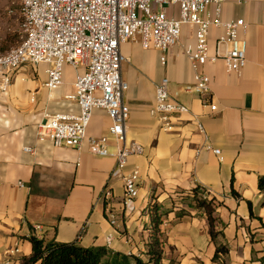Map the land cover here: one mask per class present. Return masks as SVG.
<instances>
[{
    "label": "crops",
    "instance_id": "1",
    "mask_svg": "<svg viewBox=\"0 0 264 264\" xmlns=\"http://www.w3.org/2000/svg\"><path fill=\"white\" fill-rule=\"evenodd\" d=\"M213 11L209 6L202 18ZM221 18L247 24L240 33L248 44L247 62L240 74L227 72L222 60L199 67L211 79L208 94L195 91L194 70L184 54L186 46L195 45L193 28L184 27L179 44L166 52L144 50L139 39L121 48L128 59L122 66L129 87L124 95L130 109L127 145L143 149L124 171H140L133 212L123 206V179L112 176L115 159L89 151L88 137L107 136L109 151L116 152L105 110L93 112L80 149L55 147L38 134L47 115L79 113L78 105L66 99L75 91L76 71L66 65L63 85L52 91L46 87L49 64L25 65L9 75L8 90L0 93V261L26 264L30 238L38 236L104 247L153 264L148 249L155 205L162 222L161 264H264V191L259 189L264 177V4L222 0ZM223 34V29L210 30L212 55ZM163 78L169 79L171 96L188 108V114L173 118L171 131L150 113ZM204 145L219 149L223 160ZM196 189L198 198L213 201L215 238L205 210L197 207ZM36 226L42 230L36 232ZM218 247L226 253L215 260ZM16 248L19 253L11 255Z\"/></svg>",
    "mask_w": 264,
    "mask_h": 264
},
{
    "label": "built area",
    "instance_id": "2",
    "mask_svg": "<svg viewBox=\"0 0 264 264\" xmlns=\"http://www.w3.org/2000/svg\"><path fill=\"white\" fill-rule=\"evenodd\" d=\"M254 1L264 4V0ZM209 6L214 7L213 15L202 18ZM19 13L20 42L0 53V75L4 76L0 93L7 92L9 75L22 66L49 64L46 87L51 91L63 85L64 68L71 66L76 71L75 91L66 99L78 105L79 113L47 115L38 134L55 147L80 149L93 112L105 110L111 120L109 134L116 152L109 151L107 136L88 137L89 151L96 157L115 159L112 176L124 181L123 206L128 212L134 211L139 196L140 171L134 169L128 175L124 171L130 157L141 155L143 149L127 145L130 109L124 95L129 87L122 79V66L128 59L122 54V46L139 39L144 50L166 52L179 44L184 27L193 28L195 45L186 46L184 54L194 70V89L201 95L210 93L211 79L199 72V67L222 60L227 72L240 74L247 62L248 44L240 37L247 24L243 19L223 20L222 0H20ZM212 28L224 30L213 55L209 44ZM210 109L215 112L217 106L212 104ZM150 113L165 131L174 129L176 115L188 114V108L171 96L168 78L156 86ZM198 130L204 132L200 123ZM202 149L223 160L219 149L211 145ZM18 185L24 187L23 182ZM34 230L39 232L42 227ZM112 239L107 237L108 247ZM10 253H19V248ZM0 264H11V260H1Z\"/></svg>",
    "mask_w": 264,
    "mask_h": 264
},
{
    "label": "trees",
    "instance_id": "3",
    "mask_svg": "<svg viewBox=\"0 0 264 264\" xmlns=\"http://www.w3.org/2000/svg\"><path fill=\"white\" fill-rule=\"evenodd\" d=\"M259 189L264 191V177L260 178ZM194 194L197 198V207L205 210L211 228V235L215 238L214 223L215 218L213 201L198 198L199 190L196 189ZM233 194L236 195L235 191ZM151 214L153 217V231L150 237L148 254L151 255V263L161 264L163 255V238L160 230L161 215H159V207L152 206ZM32 243V255L27 260L26 264H130V260L135 261V264H149L142 261L140 258L115 253L104 247L84 248L76 243H59L55 240L46 241L35 236L30 238ZM225 254L226 249L218 247L215 260L219 258V254ZM226 264V263H220Z\"/></svg>",
    "mask_w": 264,
    "mask_h": 264
},
{
    "label": "rangeland",
    "instance_id": "4",
    "mask_svg": "<svg viewBox=\"0 0 264 264\" xmlns=\"http://www.w3.org/2000/svg\"><path fill=\"white\" fill-rule=\"evenodd\" d=\"M20 0H0V53L20 42Z\"/></svg>",
    "mask_w": 264,
    "mask_h": 264
}]
</instances>
